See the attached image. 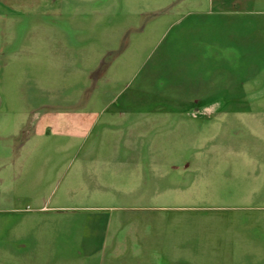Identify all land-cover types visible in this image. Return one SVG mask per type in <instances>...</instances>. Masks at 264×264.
Here are the masks:
<instances>
[{"label": "rangeland", "instance_id": "1", "mask_svg": "<svg viewBox=\"0 0 264 264\" xmlns=\"http://www.w3.org/2000/svg\"><path fill=\"white\" fill-rule=\"evenodd\" d=\"M34 1L0 2V264H264V0Z\"/></svg>", "mask_w": 264, "mask_h": 264}, {"label": "crops", "instance_id": "2", "mask_svg": "<svg viewBox=\"0 0 264 264\" xmlns=\"http://www.w3.org/2000/svg\"><path fill=\"white\" fill-rule=\"evenodd\" d=\"M3 2L4 4L5 3H9V0H0V2ZM30 1V0H29ZM243 1H246V0H243ZM35 2V4H37V5H41L43 2H44V0H36V1H34ZM30 3H32V1L30 2ZM15 13H17V12H15ZM1 15H6V14H1V12H0V18H2L3 20H4V23L6 22V24L8 25L11 21H10V17L8 16V14L6 15V16H1ZM29 15H31V17L33 18V17H38V15H46V12H43V11H39V10H35V12L34 11H29ZM35 17V18H36ZM3 34H5V31H3L2 32Z\"/></svg>", "mask_w": 264, "mask_h": 264}]
</instances>
